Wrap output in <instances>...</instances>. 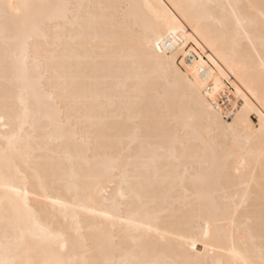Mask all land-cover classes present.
Instances as JSON below:
<instances>
[{
  "label": "bare ground",
  "instance_id": "6f19581e",
  "mask_svg": "<svg viewBox=\"0 0 264 264\" xmlns=\"http://www.w3.org/2000/svg\"><path fill=\"white\" fill-rule=\"evenodd\" d=\"M26 2L125 7L105 11L117 18L115 26L109 23L92 31L79 27L87 10L74 7L69 20L77 27L59 33L56 28L64 27V21L50 22L49 17L61 10L40 9L39 31L32 25L26 29L31 41L10 46L14 55L9 78L17 82L8 98L9 111L0 36V115L19 137L9 146L0 125V248L6 228L15 236L37 231L31 213L23 208L26 200L43 225L66 237V261H166L174 258L169 243L177 247L189 241L204 252L202 220L211 224L203 258L209 264L234 261L228 254L233 244L259 260V227L251 236L238 232L233 237L225 223L226 209L232 207L225 195L242 196L240 179L251 180L255 173L252 204L259 208L264 143L258 136L249 142L238 125V144L233 147L229 139L220 148L214 141L231 133L214 127L210 135L206 129L210 109L213 124L218 117L232 124L235 117L229 114L245 107L244 95L257 103L245 84L259 91L264 76V0ZM97 62L99 72L94 71ZM41 77L56 102L42 97L37 115L31 97ZM21 94L28 101L27 117L19 103ZM69 118L71 126L61 129ZM249 118L258 125L254 113ZM21 124L26 125L22 134ZM138 126L144 135H137ZM165 233L185 240L172 241ZM28 249L33 259L54 256L48 245L31 236L19 254ZM12 252L16 254L15 246Z\"/></svg>",
  "mask_w": 264,
  "mask_h": 264
},
{
  "label": "snow or ice",
  "instance_id": "6c2138e0",
  "mask_svg": "<svg viewBox=\"0 0 264 264\" xmlns=\"http://www.w3.org/2000/svg\"><path fill=\"white\" fill-rule=\"evenodd\" d=\"M45 7H56L60 9L58 13L49 17L50 22H58L60 20L64 21V27H57L56 31L63 32L66 31L68 27L75 28L77 27V23L69 20V10L72 8H78L82 12L86 9V14L82 17L81 22L79 23V27L81 30L92 31L94 29L98 30L102 27L107 26L111 23L113 26L116 24V17H108L105 14L107 9H118L123 8V5H104V4H89V5H58V6H46L28 3L26 0H0V36L3 37L5 44V53L3 60V68L5 72V84L8 86L5 89V111H9L8 107V98L12 94L11 88L16 84L15 78H9L10 71L13 70V66L10 64L11 58L14 53L11 52V45L20 41H24L25 45L27 42L31 41L32 36L28 34L26 29L29 25H32L34 31H39V25L36 23V20L39 16V10ZM131 7V6H128ZM254 7V6H253ZM261 17H264V10L260 12ZM239 22V17H237ZM45 39L47 37L45 36ZM160 42L157 40L156 48H160ZM25 62L27 61V57L24 58ZM103 59V57L97 58L99 61ZM211 59V57L209 58ZM40 61L37 60V64L39 65ZM261 69L264 72V59L261 61ZM94 71H100V65L97 62ZM31 86V82H29ZM245 88L251 94V96L257 101V103H252L247 95L241 93L239 89H237L238 95H244V105L245 107L241 109L238 113L232 112L229 115L234 116L232 124H225L223 122L222 117H218L213 124L212 112L214 109H210L208 113V127L207 132L211 135L213 134V128L215 127L216 131L219 132L221 129H224L226 133L230 132L231 137L227 134L218 136L214 141L220 148H224L229 139H231V143L233 147H235L239 140L240 136H238L237 129L238 125L243 128V132L247 137L248 141L251 142L253 136H258L262 143H264V76L261 79V88L259 91L256 90L255 87L245 84ZM33 95L31 99H34L36 102L37 115L39 114V110L43 107L42 105V97L51 103L56 102L55 95H50L46 92L43 86V78L41 77L39 81H37V86L32 89ZM75 98L73 97V100ZM19 103L25 106V116L27 117L29 114V109L27 107L28 101L24 99L23 95L19 97ZM141 110L143 109V103L138 105ZM71 110V105H70ZM255 114V117L258 119V125L253 123L249 118L252 114ZM62 115V112H61ZM72 124L71 118L68 119L67 125H61V129L64 127H70ZM0 125H3L5 135L2 137L3 140L8 142L9 146L12 145L13 141L19 139L17 134L13 131L12 125L6 120L4 115H0ZM25 124L20 125V133L24 132ZM12 133L8 135V133ZM152 130L148 129L147 141L151 140ZM137 135H144V129L142 127H137ZM177 147L183 148V145H178ZM7 154V150H6ZM262 160H264V153L261 154ZM29 159L31 158V154H29ZM242 166V165H241ZM241 166H237L235 169L237 177H241ZM229 183L232 182L231 177H225ZM255 182V173H253V178L251 180L240 179L238 183V188L243 191V195H236L234 197L229 198L227 194L225 195L226 201H230L232 207L226 209V220L225 223L229 226L232 236L238 232H244L249 236L252 235L256 227H259L261 233V247L259 251V260L251 259L245 256L242 252L237 250L235 244L232 245L229 250V255L235 258L234 261H228L226 264H264V178H262L259 184V208L253 206L252 201L255 199V195L252 191L253 184ZM10 191L16 192L17 189L12 188ZM27 195L26 193L24 194ZM53 203H59L58 201H53ZM24 210L31 213L32 220L35 223V228L37 231L29 230L26 234L21 232L19 236L11 235L6 228L4 235V243L2 248H0V264H129L126 260L115 261V260H104V261H66L64 260L63 253L67 250L66 237L62 233L52 232L48 227L43 225L37 215L33 212V210L28 206L27 201L25 200L23 205ZM14 211L19 216L20 209L16 208ZM8 210H5V215L7 216ZM130 223V222H129ZM203 224V247L205 249L204 252H198L196 250V242L189 241L187 246H177L173 247L171 243H169V247L173 248L174 258L166 261L160 260H152V259H143L132 261L131 264H209L206 259L208 249H209V239L211 237V224L206 221H201ZM149 232H157L159 234L158 229L148 228ZM165 236H170L172 241H184L185 237L180 234H172L165 233ZM26 236H31V238L35 241H40L43 244L48 245L54 252V256L52 259H33L30 255L31 249H28L27 252L21 256L20 250L21 246L24 245ZM163 240V236H162ZM168 243L167 241H165ZM15 246L16 254H13L12 249ZM58 250V251H57ZM223 251V249H220ZM213 252L217 251L216 248L212 249ZM211 264H220V262L212 261Z\"/></svg>",
  "mask_w": 264,
  "mask_h": 264
}]
</instances>
